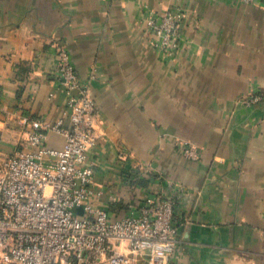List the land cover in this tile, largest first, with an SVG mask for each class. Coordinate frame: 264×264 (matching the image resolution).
<instances>
[{"label": "crops", "instance_id": "crops-1", "mask_svg": "<svg viewBox=\"0 0 264 264\" xmlns=\"http://www.w3.org/2000/svg\"><path fill=\"white\" fill-rule=\"evenodd\" d=\"M176 8L182 46L162 57L144 17ZM58 46L82 81L93 76L92 207L118 219L170 181L182 223L174 264H264V0H0V156L21 148V114L69 125ZM250 93L263 98L245 106ZM178 142L196 144L198 159Z\"/></svg>", "mask_w": 264, "mask_h": 264}, {"label": "built area", "instance_id": "built-area-1", "mask_svg": "<svg viewBox=\"0 0 264 264\" xmlns=\"http://www.w3.org/2000/svg\"><path fill=\"white\" fill-rule=\"evenodd\" d=\"M255 4L257 0H232ZM182 9L144 17L146 37L153 50L171 57L182 46L179 28ZM54 79L66 94V116L50 123L20 115L17 125L25 133L21 148L0 156V264H174L182 223L176 218V188L150 192L139 204H128L115 219L89 198L100 195L94 187L96 162L89 154L97 145L99 114L90 81H82L67 51L56 48ZM263 97L245 96L252 106ZM50 133L62 138L58 149L45 143ZM182 156L197 160L196 144L178 142ZM153 180H160L158 174ZM117 246L124 244L126 253Z\"/></svg>", "mask_w": 264, "mask_h": 264}]
</instances>
